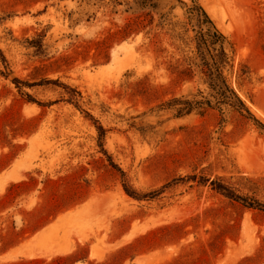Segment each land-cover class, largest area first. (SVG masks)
<instances>
[{
    "label": "rangeland",
    "instance_id": "obj_1",
    "mask_svg": "<svg viewBox=\"0 0 264 264\" xmlns=\"http://www.w3.org/2000/svg\"><path fill=\"white\" fill-rule=\"evenodd\" d=\"M141 1L0 0V264H264V211L211 186L264 203V138L248 120L234 112L218 133L209 109L137 131L196 86L180 67L205 23L196 7L264 122V0Z\"/></svg>",
    "mask_w": 264,
    "mask_h": 264
},
{
    "label": "trees",
    "instance_id": "obj_2",
    "mask_svg": "<svg viewBox=\"0 0 264 264\" xmlns=\"http://www.w3.org/2000/svg\"><path fill=\"white\" fill-rule=\"evenodd\" d=\"M147 1L142 0L140 2V4H143V8L149 5ZM155 1L160 2L161 0ZM196 8L200 20L202 19L205 23L202 24L200 31L194 34L195 54L190 57H183L180 62L181 69H188L193 72L196 86L191 88L186 94L173 97L143 113L140 116L142 120L150 116L158 120L156 124L144 123L137 128V131L146 137L155 134L157 125L164 123L166 121L165 119H180L191 114L203 116L207 110L214 109L221 116V121L217 127L218 133L228 123L230 114L237 112L242 117H245L250 126L255 128L264 138V122L254 116L249 106L237 95L224 76V72L231 71L233 66L234 50L232 44L215 29L201 7ZM205 24L209 26L204 28ZM47 51L48 47L46 45L39 44L35 52L45 57L47 56ZM0 60L4 64L6 63L1 51ZM14 83L17 86L24 84L19 79H14ZM19 90L22 92L20 87ZM27 98L29 101L35 102L31 97L27 96ZM163 116L167 117L162 118ZM94 122L99 133V146L103 153L107 154L103 149V139L106 132L97 121ZM159 141L157 140L155 143ZM113 167L120 171L116 165H113ZM211 186L228 198L240 202L247 208L264 211V203L241 196L223 183L212 181ZM125 192L131 197L139 198L134 191L126 186Z\"/></svg>",
    "mask_w": 264,
    "mask_h": 264
}]
</instances>
